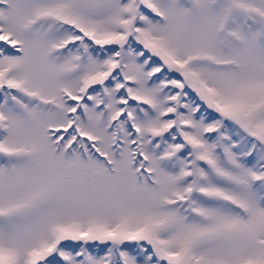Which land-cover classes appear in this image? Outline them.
Here are the masks:
<instances>
[{"label":"rangeland","instance_id":"1","mask_svg":"<svg viewBox=\"0 0 264 264\" xmlns=\"http://www.w3.org/2000/svg\"><path fill=\"white\" fill-rule=\"evenodd\" d=\"M0 264H264V0H0Z\"/></svg>","mask_w":264,"mask_h":264}]
</instances>
